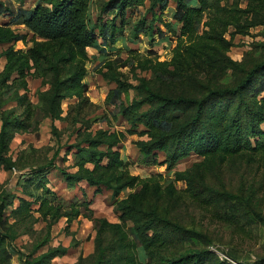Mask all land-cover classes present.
<instances>
[{"label": "trees", "instance_id": "1", "mask_svg": "<svg viewBox=\"0 0 264 264\" xmlns=\"http://www.w3.org/2000/svg\"><path fill=\"white\" fill-rule=\"evenodd\" d=\"M170 1L106 0L99 17L91 21V0H40L12 18L13 24L23 25L41 42L28 57L12 46L3 53L7 64L0 73V109L10 101L15 106L0 112V169L8 173L23 169L19 159L8 155L9 146L15 134L34 128L36 111L51 121V134L58 137L54 123L66 121L75 139L59 145L46 162L32 166L27 179L21 174L17 183L21 195L0 188V264L12 259L8 243L31 235L39 220L45 233L23 264H50L66 255L63 246L41 251L60 219L69 225L80 215L76 204L66 210L46 186L47 174L57 167L61 152L63 162L73 155L72 164L59 169L66 186L84 184L94 195L108 191L119 212L118 222L92 220L96 223L93 251L80 255L76 264H233L209 250L220 241L203 217L196 220L187 213V202L209 213L212 223L242 238H257L259 252L252 264H264V0H173L172 22H166L163 14ZM110 12L113 16L105 21ZM9 13L0 0V17ZM126 27L129 42L149 39L148 54L137 55L125 46L132 63L107 61L102 76L114 87L104 102L111 107V117L126 124L125 133L139 138L134 144L148 164L170 171L190 155L200 158L190 168L175 171L166 183L131 175L119 153L124 133L93 130L91 122L81 117L88 89L82 82L88 51H102L105 44L111 48ZM258 27L260 39L247 44L240 60L232 59L235 38ZM155 35L172 46L169 60L160 61L152 51ZM24 38L10 25L0 24V46ZM29 60L48 86L39 91L36 104L18 93V88L26 89L21 77L30 69ZM125 67L131 82L118 71ZM129 91L134 97L125 103L122 96ZM69 98H77L78 112L63 117L61 103ZM158 154L163 156L160 161ZM239 156L250 165L263 166L258 183L244 177L235 184L228 180L225 168ZM177 183L184 188L177 189ZM225 256L241 264L232 253Z\"/></svg>", "mask_w": 264, "mask_h": 264}, {"label": "rangeland", "instance_id": "2", "mask_svg": "<svg viewBox=\"0 0 264 264\" xmlns=\"http://www.w3.org/2000/svg\"><path fill=\"white\" fill-rule=\"evenodd\" d=\"M5 6L12 12L0 17V24L10 25V28L19 35H25L23 40H19L14 44H3L0 46V73L3 72L7 60L3 53L10 46L14 52H22L30 56V50L41 42L40 38H36L32 33L21 24H13L12 18L15 17L18 10H31L37 4L41 3L40 0H1ZM106 0H91L90 2V19L95 21L99 17V9ZM245 6V1L240 3V7ZM142 11V10H141ZM174 11V2L170 1L167 10L163 14V19L166 22H172L171 15ZM113 16L110 12L107 16L103 17L109 20ZM135 17L131 18L128 26L134 23ZM161 31L167 33L163 25L158 26ZM261 28L252 29L248 36L236 37L234 47L231 48L229 56L234 60H240L243 53L247 49V44L252 41L260 39ZM129 28L124 29L122 39L119 37L116 42L109 48L108 45L101 46L102 51L89 49V58L84 63L86 75L83 78V83L88 87L84 97L86 104L81 117L86 118L91 122L92 129H103L108 131H115L124 133L119 145L120 157L128 165V170L131 175L138 176L140 179L159 178L161 183H166L173 179L175 171H183L190 168L195 162L200 161V158L195 155H190L185 159L179 161L170 171H166L164 166L148 164L145 161L135 146L134 142L139 138L136 135H127L126 124L120 119H113L111 117V107L105 104V97L114 84L104 80L102 73L106 71L107 61H112L113 64L118 63H132V57L125 51V46L134 50L137 55L146 56L149 49V39L141 37L139 42L133 44L127 39L129 35ZM152 51L156 53L160 61L169 60L171 47L166 41H159L157 35L153 38ZM125 40V41H124ZM100 41V40H99ZM170 47V48H169ZM88 56V55H87ZM29 70H25L24 76L21 78L26 83V89L18 88L19 95H25L32 104L37 103L39 91H45L48 86L42 84V79L39 78L37 71L33 68V63L29 60ZM124 76V80L131 82L132 77L129 73V68L118 69ZM16 84L19 85V75L15 74ZM13 86L12 84L10 87ZM16 88V87H15ZM12 89L8 88L6 95L12 93ZM134 97V93L129 91L123 94L122 99L125 103H129ZM77 98H69L61 103L63 117L66 115L75 116L78 112L76 106ZM15 103L10 101L6 103L1 111L12 109ZM106 117V118H105ZM32 125L27 132L17 133L14 135L10 146L8 155L15 161L19 159L22 170L13 169L10 173L0 169V188L10 191L12 194L21 195L18 182L22 179H27V175L32 166L41 164L49 159L53 152L57 150L59 145H68L73 143L75 135L72 133L71 126L66 121H56L54 125L58 129L59 136L56 137L50 133L51 121L44 118L40 111H36L33 116ZM1 124V122H0ZM64 149H62L63 151ZM56 160V168H53L48 174V182L46 186L55 192L60 198L67 210L72 204H76L80 215L74 218L68 225L66 219L60 221L51 228L50 240L48 246L44 247L41 251H45L49 247L63 246L67 248L66 255L55 258L50 264H76L78 257L88 256L93 251V239L95 237V225L93 219L105 218L109 222H118V215L116 207L110 202V193L103 191L102 194L94 195L92 188L84 184H79L74 188H68L62 175L59 172L60 168H66L73 162V155L68 156L66 162L62 161V152ZM163 156L158 154V160H162ZM22 161V164H21ZM34 163V164H33ZM20 166V167H21ZM73 172V170H68ZM225 173L229 181L233 184L236 183L239 177H244L248 181L254 180L259 182L263 173V166L250 165L245 156H239L232 159L231 164L225 168ZM177 189H183V183L175 185ZM88 203L87 208L84 207ZM17 201H14V205ZM187 213L193 216L196 220L203 217L202 221L209 229L214 231L217 239L220 241L217 246L211 245V248L217 249L221 254L232 253L238 263L252 264L256 259V253L259 251V244L257 238H242L237 234L231 232L228 228H222L220 225L212 223L209 213L206 211L192 206L187 202ZM35 208V207H34ZM91 212V213H90ZM38 217L37 214H35ZM45 233L44 222L40 221L35 224L31 235H20L16 240L8 243L7 249L12 254V259L9 264H23L24 256L32 249L37 239H41ZM73 242L76 246H73Z\"/></svg>", "mask_w": 264, "mask_h": 264}, {"label": "built area", "instance_id": "3", "mask_svg": "<svg viewBox=\"0 0 264 264\" xmlns=\"http://www.w3.org/2000/svg\"><path fill=\"white\" fill-rule=\"evenodd\" d=\"M210 251H212L213 253H215L216 255H218L220 259H226V260H228L229 262H231V263H233V264H237V263H235L234 261H232V260H230L229 258H227L225 255L221 254L217 249H213V248H211Z\"/></svg>", "mask_w": 264, "mask_h": 264}]
</instances>
